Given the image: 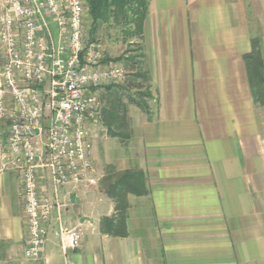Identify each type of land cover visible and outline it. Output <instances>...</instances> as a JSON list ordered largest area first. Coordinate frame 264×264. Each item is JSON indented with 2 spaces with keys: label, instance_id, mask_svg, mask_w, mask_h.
I'll list each match as a JSON object with an SVG mask.
<instances>
[{
  "label": "crops",
  "instance_id": "crops-1",
  "mask_svg": "<svg viewBox=\"0 0 264 264\" xmlns=\"http://www.w3.org/2000/svg\"><path fill=\"white\" fill-rule=\"evenodd\" d=\"M147 2L132 71L146 81L127 70L117 137L89 126L97 182L58 187L38 259L23 254L20 176L0 162V264H264V104L244 57L254 45L264 76V0ZM130 79L150 93L146 113L127 102ZM111 168L145 177L147 193L127 195L125 236L99 228L115 213L101 187ZM37 177L40 197L54 199L50 173ZM60 226L80 231L78 247L63 252Z\"/></svg>",
  "mask_w": 264,
  "mask_h": 264
},
{
  "label": "built area",
  "instance_id": "built-area-1",
  "mask_svg": "<svg viewBox=\"0 0 264 264\" xmlns=\"http://www.w3.org/2000/svg\"><path fill=\"white\" fill-rule=\"evenodd\" d=\"M85 16L86 0H4L0 14V162L20 176L29 260L43 252L58 187L96 184L89 126L105 88L128 72L85 36ZM38 170L50 173L54 199L40 197ZM59 234L64 253L79 246V230Z\"/></svg>",
  "mask_w": 264,
  "mask_h": 264
},
{
  "label": "trees",
  "instance_id": "trees-1",
  "mask_svg": "<svg viewBox=\"0 0 264 264\" xmlns=\"http://www.w3.org/2000/svg\"><path fill=\"white\" fill-rule=\"evenodd\" d=\"M148 0H88L90 14L93 22L112 15L114 20H121L126 26L131 36L140 37L141 25L147 13ZM142 55V53H141ZM140 55V56H141ZM247 62V73L253 94L256 101L264 104V76L261 73L263 64L258 62L259 55L255 46L253 51L244 56ZM120 60V59H116ZM137 61L129 60L126 68L131 73L130 76L140 77L146 81V75L132 72ZM127 81L126 86L134 87L136 90L126 96L127 102L138 107L142 112L148 111V100L150 93L143 84ZM101 187L104 193L113 200L115 213L111 216H104L100 220V231L111 236H125L127 234L126 210L128 207L127 195H144L147 193L145 177L139 169H128L115 171L109 169V174L101 180Z\"/></svg>",
  "mask_w": 264,
  "mask_h": 264
},
{
  "label": "rangeland",
  "instance_id": "rangeland-1",
  "mask_svg": "<svg viewBox=\"0 0 264 264\" xmlns=\"http://www.w3.org/2000/svg\"><path fill=\"white\" fill-rule=\"evenodd\" d=\"M84 34L88 38L97 40L101 43L107 61L121 65L126 70V63L129 60L131 61L134 59L138 61L140 58L141 46L138 37L131 36L127 31V26L121 22V20H114L112 15H107L106 18L93 22L88 0H86ZM127 78L128 72L121 83L111 86V91L106 94V96L101 95L102 109L98 122L94 125L102 126L101 131L105 129L111 137H117L118 132L116 127L110 125L115 122L119 123L120 121L118 120L120 118L125 119L123 109H120L118 106V92L125 86L124 84ZM106 99L107 102H105ZM105 105L110 107L109 110H106V107H104Z\"/></svg>",
  "mask_w": 264,
  "mask_h": 264
}]
</instances>
